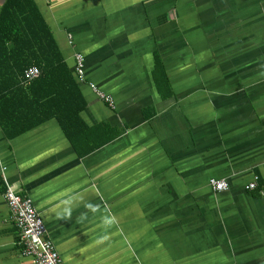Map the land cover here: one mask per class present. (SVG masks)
I'll use <instances>...</instances> for the list:
<instances>
[{
	"label": "crops",
	"instance_id": "0c3cea01",
	"mask_svg": "<svg viewBox=\"0 0 264 264\" xmlns=\"http://www.w3.org/2000/svg\"><path fill=\"white\" fill-rule=\"evenodd\" d=\"M34 2L86 127L0 125V186L33 200L63 262L264 264V0ZM5 192L0 264H31Z\"/></svg>",
	"mask_w": 264,
	"mask_h": 264
},
{
	"label": "trees",
	"instance_id": "16d2710c",
	"mask_svg": "<svg viewBox=\"0 0 264 264\" xmlns=\"http://www.w3.org/2000/svg\"><path fill=\"white\" fill-rule=\"evenodd\" d=\"M38 66L29 83L24 74ZM73 70L34 0H6L0 14V125L8 138L57 118L74 139L86 107ZM75 142V141H73ZM90 147L84 152L92 151ZM2 175L0 173V184ZM6 191L0 186V192Z\"/></svg>",
	"mask_w": 264,
	"mask_h": 264
},
{
	"label": "built area",
	"instance_id": "2783aa9c",
	"mask_svg": "<svg viewBox=\"0 0 264 264\" xmlns=\"http://www.w3.org/2000/svg\"><path fill=\"white\" fill-rule=\"evenodd\" d=\"M76 74L80 77L84 74V59L82 54L77 53ZM41 71L38 66H31L24 74V82L29 83L38 78ZM103 99L113 104L110 96L100 94ZM209 184L215 191H225L230 188V183L226 179L212 178ZM257 182L247 183L246 189L253 190ZM6 203L9 207L10 218L18 228L20 240L24 245L23 255L31 260V264H65L60 257L54 243L47 236L46 223L36 209L30 197L23 196L11 187L5 192Z\"/></svg>",
	"mask_w": 264,
	"mask_h": 264
}]
</instances>
